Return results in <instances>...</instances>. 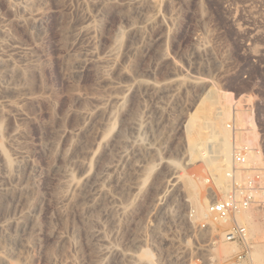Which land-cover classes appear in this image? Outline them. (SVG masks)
Here are the masks:
<instances>
[{
    "label": "rangeland",
    "instance_id": "1",
    "mask_svg": "<svg viewBox=\"0 0 264 264\" xmlns=\"http://www.w3.org/2000/svg\"><path fill=\"white\" fill-rule=\"evenodd\" d=\"M247 114L262 163L242 170L264 192V0H0V264H145L143 250L153 264H225L242 246L216 252L230 220L214 228L191 207L190 186L205 209L225 194L191 155L189 122H209L211 142L222 117L233 148ZM254 200L258 231L235 217L264 264Z\"/></svg>",
    "mask_w": 264,
    "mask_h": 264
},
{
    "label": "bare ground",
    "instance_id": "2",
    "mask_svg": "<svg viewBox=\"0 0 264 264\" xmlns=\"http://www.w3.org/2000/svg\"><path fill=\"white\" fill-rule=\"evenodd\" d=\"M151 1H154V0H151ZM89 29H91V28L86 27L85 30L86 31H89ZM80 34H82V33H80ZM112 63H113V61H112ZM77 67L79 68L78 65H77ZM118 89H117V91H118ZM120 89H122V91H123V87L120 88ZM128 89H130V88H128ZM119 91L121 92V90H119ZM216 100H217V97H216ZM214 118H216V117H214ZM246 118H247V123L250 126V130L245 135H242V136L238 137L237 140H236V144L237 145L247 144L248 146L251 147V151L246 152V162L247 163H248V161H252L255 164H261L262 161H261V157H260V152L256 151V149H255V147H257L258 133L256 131V128H255V125H254V122H253L252 117L249 114H247L246 115ZM198 119L199 118H193L189 122L190 123V125H189L190 129H189L188 132L190 133V135H188L189 136V141H188L189 148L188 149L190 150V153H191L192 156H194L196 158H199L200 157V158H202L203 161H205L208 164V166L211 169V175L210 176L214 180V183L216 184L217 188L221 191V193H224L225 194L226 191H227V189H228L227 172L230 170V166H231V163H232V152H233L231 138H230V133L228 132V129H226V127L224 126V123L225 122L222 119V117H221V119L219 118L218 121L216 122V124H218L217 128L219 130V134L217 135V137L215 138V140H211V142L208 141V142L212 143V145H209L211 147V149H210V151H209V149L205 151V147H206L205 144L208 143L207 142V139L209 140V137L203 138L202 135H201V133H200V131H198V129H204V127L207 128V124H209V122H207V123L206 122L201 123V122H199ZM15 134H17V133H15ZM0 151H1V147H0ZM84 153H85V151H84ZM6 162L9 163V160L7 158H6ZM197 165H195V167L190 168V171L189 172L187 170V173L184 176H187V178H189L190 177V174H193V177H195L196 173L199 172L200 171V168H201V165H199V164H197ZM191 166H193V165H190V167ZM188 168H189V166H188ZM176 172H181V171H176ZM183 174H180L179 173L178 176L183 175ZM242 176L244 178L245 177L247 178V177H250L251 174L249 172H247L246 170L243 171L242 169H239L237 171V177H239V179H240ZM190 187H191V189H190V195H191V197L189 199V202L191 204V207L192 208H195V207L198 208V206H199L198 203H200V206H201L200 214H201V216L205 217L206 219H209L210 223H212V225H213L214 228H216V226H217L216 224H221L222 225L223 223L229 221L232 217H233V219L236 220L235 214L237 212L234 214V216H232L231 218L226 219V220H214V219H212L209 216V214L207 213V209H205V207L203 205V202H202V195H203L202 189L200 187H198V186H190ZM211 188L213 189L214 195L217 196L216 190H214L213 187H211ZM252 194H253V196L255 198L256 197H258V198L259 197L260 198H264V192H260L259 189H255L252 192ZM248 208L241 209L238 212L240 213V215H241V217L243 219L246 218V219H248V221H250L252 230L258 231L260 229L259 226H261V225L260 224H257V223H254V222H251L252 218H251V215H250V210ZM192 216H193V212H192V214L190 216V219L193 218ZM192 221L194 223V220H192ZM262 227H264V225ZM211 231H212V227H211ZM9 240L11 241V243L13 241H15L14 238L13 239L11 238ZM219 241L222 242V240H216L214 242V246L213 247H214V250L216 252L218 251V248H219ZM26 246L27 245H25V247ZM227 251H228V248L227 249H224L222 252H223V254H226ZM137 257H138L139 260L145 261L146 262V263L144 262L145 264H153L152 263V255L149 252H147V251H144V250L141 251L137 255ZM253 257H254L255 261H259L260 259H262L264 257V248L262 247L261 244H257L256 245V249L254 251ZM24 259L25 258L21 259L22 262H23ZM2 261H3V258L0 257V262H2Z\"/></svg>",
    "mask_w": 264,
    "mask_h": 264
},
{
    "label": "built area",
    "instance_id": "3",
    "mask_svg": "<svg viewBox=\"0 0 264 264\" xmlns=\"http://www.w3.org/2000/svg\"><path fill=\"white\" fill-rule=\"evenodd\" d=\"M232 122L227 123V128H233ZM247 146L233 147L232 152V169L227 172L229 180L228 189L225 196L212 201L207 206V213L214 220H226L234 216L236 212L241 209L248 208L254 204V196L252 192L259 189V181L261 180V173L255 168H246L254 172L251 177L244 179L243 182L235 179L234 171L242 169L246 165ZM261 189V188H260ZM192 211V210H191ZM192 212H190L191 216ZM198 229L203 231H211L208 223L198 224ZM216 240L225 242L240 243L242 250L233 257L226 260L225 264H252L249 253V236L246 228L239 224L233 217L230 219V226L221 231L220 235L216 234L212 238L211 244L214 246Z\"/></svg>",
    "mask_w": 264,
    "mask_h": 264
}]
</instances>
